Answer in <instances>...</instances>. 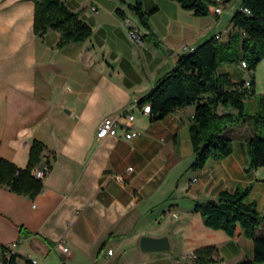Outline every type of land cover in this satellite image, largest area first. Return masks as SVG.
Returning a JSON list of instances; mask_svg holds the SVG:
<instances>
[{
    "label": "crops",
    "instance_id": "obj_1",
    "mask_svg": "<svg viewBox=\"0 0 264 264\" xmlns=\"http://www.w3.org/2000/svg\"><path fill=\"white\" fill-rule=\"evenodd\" d=\"M241 2H225L217 16H195L171 0H142L157 47L131 38L134 25L141 36L147 30L126 4L65 0L92 34L57 48V31L35 36L32 1L0 0V159L24 169L36 141L44 149L32 175L49 165L33 196L0 185V264H9V251L15 264H198L195 251L204 247L215 248L207 264L251 257L252 241L242 231L230 237L208 228L194 208L221 190L251 187L246 202L264 216V166L251 168L246 150V139L261 136L260 126L229 127L224 135L232 153L192 171L194 106L156 118L138 104L174 68L183 46L198 47L217 33L227 42ZM218 73L233 82L250 79L254 96L264 94V61L249 72L239 62L221 64ZM128 112L136 117L135 138H97L104 117ZM142 235L168 236L170 252L142 253ZM59 240L67 254L54 248Z\"/></svg>",
    "mask_w": 264,
    "mask_h": 264
},
{
    "label": "trees",
    "instance_id": "obj_2",
    "mask_svg": "<svg viewBox=\"0 0 264 264\" xmlns=\"http://www.w3.org/2000/svg\"><path fill=\"white\" fill-rule=\"evenodd\" d=\"M34 3L33 32L42 38L49 30L57 31L60 39L57 48L71 43H81L92 34V28L84 22L77 12L71 11L62 0H30ZM190 11L195 16L218 15L214 9L215 0H171ZM229 0H224L223 4ZM127 8L149 31L152 38L141 36L142 42L148 41L159 47L156 36L148 23L149 13L145 12L142 0H131ZM244 9L249 11L247 14ZM155 10V9H154ZM115 13L121 19L126 15L121 9ZM230 23L236 29L227 42L214 37L195 47L193 52L184 53L174 68L162 77L155 87L138 104L150 105V114L163 118L185 106H194V113L188 123V132L195 160L189 170H201L211 159L228 157L232 151V141L224 133L229 127L250 121L258 125L264 123V94L254 96L251 89L242 87V81L233 82L227 74H219L221 64L245 61L250 70L264 61V0H242ZM253 97V103H247ZM219 108L224 111L219 112ZM233 109L235 112H230ZM44 146L34 141L29 150V159L24 169H18L9 162L0 159V185L7 184L20 194L35 195L42 188V182L32 175L33 168L39 162ZM246 150L251 168L264 166V137L254 136L246 139ZM251 187L233 192L221 190L214 202L195 204L203 224L213 230H219L227 236L238 231L252 241L250 258L233 264H263L264 234L256 231L264 226V216L254 203L246 198ZM213 247H204L195 251V262L207 264L214 261ZM9 264H15L11 257ZM26 264H35L27 260Z\"/></svg>",
    "mask_w": 264,
    "mask_h": 264
},
{
    "label": "built area",
    "instance_id": "obj_3",
    "mask_svg": "<svg viewBox=\"0 0 264 264\" xmlns=\"http://www.w3.org/2000/svg\"><path fill=\"white\" fill-rule=\"evenodd\" d=\"M217 3V6L215 7L214 11L217 14H220L222 11V6L224 0H215ZM93 11H97L96 7H92ZM244 11L249 14V11L247 9H244ZM222 33H217L213 37L218 40L222 41ZM131 38L138 44H142L141 35L138 34V32L132 31L130 33ZM182 50L184 53L193 52L195 50V47L193 46H183ZM240 66L242 69H244L246 72H249L250 69L248 68V65L245 61L240 62ZM242 87L246 89H251L252 87V81L250 79H245L242 81ZM141 112L144 115H148L151 112L150 105L148 103L143 104L141 107ZM136 117L132 112H128L125 114H114L104 117L96 131V136L99 140L104 139L106 137H115V138H122L125 140H131L135 138L138 135V131L136 129ZM131 170V168H129ZM49 173V165L44 164L35 170L34 176L38 180H43ZM196 179H193L192 182H195ZM264 181V179H263ZM54 248L59 251L61 254H67L68 248L64 246L63 241L59 240L55 243ZM112 250H108L107 254L112 255ZM12 256V252L9 251L6 255L7 259H10ZM193 258H195L194 255H192Z\"/></svg>",
    "mask_w": 264,
    "mask_h": 264
},
{
    "label": "water",
    "instance_id": "obj_4",
    "mask_svg": "<svg viewBox=\"0 0 264 264\" xmlns=\"http://www.w3.org/2000/svg\"><path fill=\"white\" fill-rule=\"evenodd\" d=\"M213 203L214 200H211ZM139 248L142 253H169L171 250L168 236L151 237L142 235L139 238Z\"/></svg>",
    "mask_w": 264,
    "mask_h": 264
},
{
    "label": "rangeland",
    "instance_id": "obj_5",
    "mask_svg": "<svg viewBox=\"0 0 264 264\" xmlns=\"http://www.w3.org/2000/svg\"><path fill=\"white\" fill-rule=\"evenodd\" d=\"M63 2L65 1V0H62ZM67 1H69V0H67ZM80 1H87V2H90V1H92V0H80ZM108 2L110 1V0H107ZM113 1H115V2H117L118 4H120V6H123V4H126V6L131 2L130 0H113ZM93 7H96V6H93ZM149 16H150V13H149ZM149 16H148V23H149ZM137 19V18H136ZM137 21H138V24H139V26H140V29H145V30H147L140 22H139V20L137 19ZM134 30H136V27H135V25H134ZM144 35H146V36H148V38L150 39V38H152L151 36H150V33H149V31L147 30V33H145ZM144 35H142V36H144ZM151 40V39H150ZM145 42H148V41H145ZM182 51V54H184V52H183V50H181ZM232 64H234V63H232ZM259 126H260V130L262 131V133H261V136H263L264 137V123L262 124V123H260V124H258Z\"/></svg>",
    "mask_w": 264,
    "mask_h": 264
}]
</instances>
